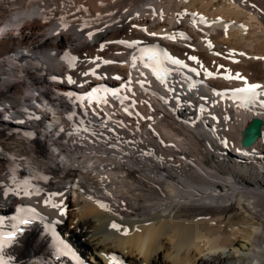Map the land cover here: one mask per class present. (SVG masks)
<instances>
[{
    "label": "bare ground",
    "instance_id": "1",
    "mask_svg": "<svg viewBox=\"0 0 264 264\" xmlns=\"http://www.w3.org/2000/svg\"><path fill=\"white\" fill-rule=\"evenodd\" d=\"M120 40L200 75L160 84ZM262 101L264 0H0V243L24 229L0 260L264 264V125L242 146Z\"/></svg>",
    "mask_w": 264,
    "mask_h": 264
},
{
    "label": "snow or ice",
    "instance_id": "2",
    "mask_svg": "<svg viewBox=\"0 0 264 264\" xmlns=\"http://www.w3.org/2000/svg\"><path fill=\"white\" fill-rule=\"evenodd\" d=\"M152 35H156V33H152ZM171 38L172 39H175V37H171ZM116 43L121 44V45H127L128 47H133L134 46V44H130L129 42L124 41V40L117 41ZM217 54L219 55V53H217ZM189 59H191L193 61H197V57H195V56L189 57ZM104 63L105 64H108V63H112V62L111 61H104ZM171 63L174 64V65L182 66L184 68H187L188 67L187 64H184L179 59H171ZM220 67L223 68L222 65ZM191 71L192 72H195L197 75H200V73L195 68L191 69ZM84 75L85 76H88L89 73L88 72H85ZM91 75H96L95 70H93L91 72ZM207 75L211 77L213 74L211 72H208ZM225 78L231 79L232 77H225ZM116 79H121V77L117 76ZM236 79H242V77L237 76ZM67 82L75 83L76 81L73 78L69 77ZM260 87H261V85L254 84V85H250L247 88L240 89V91L254 93L256 91V89L257 88H260ZM112 94L113 95H117L118 93H116L115 91H113ZM30 223H31V221L29 219H20L19 220V224H21V225H29ZM14 227L16 228V231L15 232L8 233L6 235V238H5L4 242L3 243H0V251L3 250L5 244L11 243L14 240V238L17 235V233H23L24 229L20 228L19 226H14ZM113 227H115V225H113ZM0 264H7V262L6 261H3V260H0Z\"/></svg>",
    "mask_w": 264,
    "mask_h": 264
},
{
    "label": "water",
    "instance_id": "3",
    "mask_svg": "<svg viewBox=\"0 0 264 264\" xmlns=\"http://www.w3.org/2000/svg\"><path fill=\"white\" fill-rule=\"evenodd\" d=\"M263 125L264 121L262 118L257 117L251 121L249 126L244 131V136L242 139V145L244 147L253 145L259 139L263 133Z\"/></svg>",
    "mask_w": 264,
    "mask_h": 264
}]
</instances>
